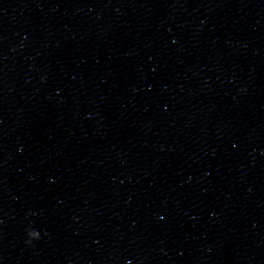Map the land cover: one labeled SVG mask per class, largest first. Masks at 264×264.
I'll list each match as a JSON object with an SVG mask.
<instances>
[{
  "label": "clouds",
  "instance_id": "1",
  "mask_svg": "<svg viewBox=\"0 0 264 264\" xmlns=\"http://www.w3.org/2000/svg\"><path fill=\"white\" fill-rule=\"evenodd\" d=\"M28 236L30 237V239L26 242L31 244L32 240H38L40 238V233L37 230H30L28 232Z\"/></svg>",
  "mask_w": 264,
  "mask_h": 264
}]
</instances>
